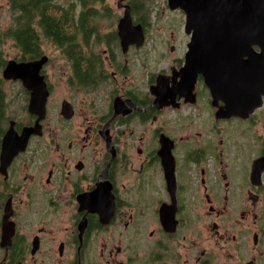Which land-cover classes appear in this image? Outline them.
<instances>
[{
  "label": "flooded vegetation",
  "instance_id": "1",
  "mask_svg": "<svg viewBox=\"0 0 264 264\" xmlns=\"http://www.w3.org/2000/svg\"><path fill=\"white\" fill-rule=\"evenodd\" d=\"M84 1L52 0L58 36L37 17V57L14 59H46L43 120L0 73V264H264V97L217 117L168 0Z\"/></svg>",
  "mask_w": 264,
  "mask_h": 264
},
{
  "label": "water",
  "instance_id": "2",
  "mask_svg": "<svg viewBox=\"0 0 264 264\" xmlns=\"http://www.w3.org/2000/svg\"><path fill=\"white\" fill-rule=\"evenodd\" d=\"M168 2L172 9L184 11L186 31H192L187 54L192 64L186 66L185 77L191 75L193 81L196 73L203 75L213 105L221 102L224 106L217 117L245 116L252 108L259 107L264 97V0ZM127 29L119 25L121 35ZM201 43H210V46L202 48ZM198 51L203 52L202 59H207L204 64L193 63ZM45 62V58L29 63L11 59L2 71L4 80H20L30 93L28 112L38 116L37 123L46 113L48 91L40 75ZM38 129L35 125L25 130V138Z\"/></svg>",
  "mask_w": 264,
  "mask_h": 264
},
{
  "label": "trees",
  "instance_id": "3",
  "mask_svg": "<svg viewBox=\"0 0 264 264\" xmlns=\"http://www.w3.org/2000/svg\"><path fill=\"white\" fill-rule=\"evenodd\" d=\"M7 2L11 15L10 24L5 28L0 26V73L7 62L3 48L8 41L13 44L16 52L21 54V58L23 55L37 57L39 43L31 28L37 17L43 25L46 36H49L51 31L58 36L57 27L53 26L50 17V11L55 8L51 6L52 0H7ZM81 2L84 7L86 1L81 0Z\"/></svg>",
  "mask_w": 264,
  "mask_h": 264
},
{
  "label": "rangeland",
  "instance_id": "4",
  "mask_svg": "<svg viewBox=\"0 0 264 264\" xmlns=\"http://www.w3.org/2000/svg\"><path fill=\"white\" fill-rule=\"evenodd\" d=\"M147 3L150 6H159L164 4V0H146ZM64 1H61V4H63ZM106 3L109 6L114 5L115 0H106ZM9 6H8V2L7 0H0V26L1 27H7L10 24V12L8 10ZM96 8H98V5H96ZM151 21H152V28H153V35H154V41H157L158 39H156V36L159 34H157L158 28L161 27V24L164 26V19L160 16L159 12L154 11V13L151 15ZM105 26L109 27L112 22L109 20H105L103 21V23ZM180 30V28H178V30H176L175 32L178 33V31ZM170 31V30H169ZM168 31V32H169ZM50 45L47 42H43L42 44V48L43 50L46 52V54H52V50L49 47ZM4 53L6 55V59L7 60H11V59H15V57H17V52L15 50V48L13 47V44L8 41L6 44H4ZM47 72L49 73V67L47 69ZM6 90L8 92V99L9 101H13V105L15 106H23V102L21 100V96H19V89L17 85H7ZM264 118V116H263Z\"/></svg>",
  "mask_w": 264,
  "mask_h": 264
},
{
  "label": "bare ground",
  "instance_id": "5",
  "mask_svg": "<svg viewBox=\"0 0 264 264\" xmlns=\"http://www.w3.org/2000/svg\"><path fill=\"white\" fill-rule=\"evenodd\" d=\"M202 48H205V44L204 43H202ZM206 60L207 59H204V60H202L201 61V64H204L205 62H206ZM212 60V59H211ZM191 65L192 63H190V59L188 58V57H186V66L187 65ZM205 72H203V74H204ZM248 103L250 102V101H247ZM6 143H9V139L6 141Z\"/></svg>",
  "mask_w": 264,
  "mask_h": 264
}]
</instances>
